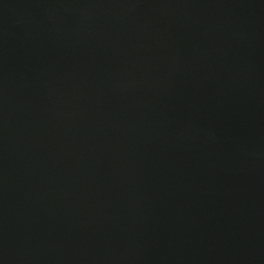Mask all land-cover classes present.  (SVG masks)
I'll list each match as a JSON object with an SVG mask.
<instances>
[{
	"label": "water",
	"instance_id": "95a60500",
	"mask_svg": "<svg viewBox=\"0 0 264 264\" xmlns=\"http://www.w3.org/2000/svg\"><path fill=\"white\" fill-rule=\"evenodd\" d=\"M0 264H264V0H0Z\"/></svg>",
	"mask_w": 264,
	"mask_h": 264
}]
</instances>
